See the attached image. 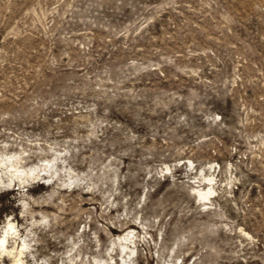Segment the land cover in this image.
<instances>
[{"label": "rangeland", "instance_id": "1", "mask_svg": "<svg viewBox=\"0 0 264 264\" xmlns=\"http://www.w3.org/2000/svg\"><path fill=\"white\" fill-rule=\"evenodd\" d=\"M0 158L22 264H264V0H0Z\"/></svg>", "mask_w": 264, "mask_h": 264}, {"label": "bare ground", "instance_id": "2", "mask_svg": "<svg viewBox=\"0 0 264 264\" xmlns=\"http://www.w3.org/2000/svg\"><path fill=\"white\" fill-rule=\"evenodd\" d=\"M7 159L8 158H0V167H2L3 165L7 164L6 163L7 162ZM9 160H11V159H9ZM49 163H50V161H47V165H41V166H43V168H39V169L34 168V169H29L28 171L16 169L14 171V173H15V175H16V177L18 179L23 178V177H26V176H29V174L35 175L36 177L42 176V178L44 180L43 181V184H49L48 183V180L49 179H47V176H45L46 168H47V166H48ZM7 167L12 169L15 166L13 164H10L9 166H6V168ZM210 194H212V191L211 190H208V191H205V190H196V195L198 197H200L201 199H206ZM13 230H15V228L13 227L12 223H10V222H7L3 226V229L0 232V251L1 252H5L8 255H12L13 258H14V264H22L21 256L23 254V249L25 248V244L22 242L23 244H21L20 247L18 246L16 249L15 248L14 249L13 248L12 249H8V246H7V242H8V238H9L10 231L12 232ZM133 237L131 236V233L128 232L125 235L117 236V238L115 240L120 245L125 246L126 244H128V242L129 243L131 242V239ZM20 241H23V239L20 240Z\"/></svg>", "mask_w": 264, "mask_h": 264}]
</instances>
